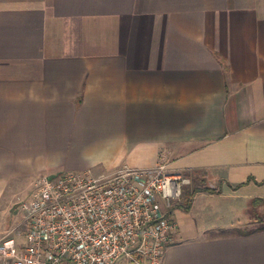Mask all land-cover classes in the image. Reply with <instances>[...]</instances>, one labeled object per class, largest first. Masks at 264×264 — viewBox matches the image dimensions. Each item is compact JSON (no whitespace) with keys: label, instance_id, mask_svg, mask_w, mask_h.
<instances>
[{"label":"crops","instance_id":"obj_1","mask_svg":"<svg viewBox=\"0 0 264 264\" xmlns=\"http://www.w3.org/2000/svg\"><path fill=\"white\" fill-rule=\"evenodd\" d=\"M160 163L213 190L161 264H264V0H0V240L24 177Z\"/></svg>","mask_w":264,"mask_h":264},{"label":"built area","instance_id":"obj_2","mask_svg":"<svg viewBox=\"0 0 264 264\" xmlns=\"http://www.w3.org/2000/svg\"><path fill=\"white\" fill-rule=\"evenodd\" d=\"M191 184L165 163L40 176L0 240L1 264H161L178 232L168 212Z\"/></svg>","mask_w":264,"mask_h":264},{"label":"rangeland","instance_id":"obj_3","mask_svg":"<svg viewBox=\"0 0 264 264\" xmlns=\"http://www.w3.org/2000/svg\"><path fill=\"white\" fill-rule=\"evenodd\" d=\"M92 168L93 169H90V171L93 175L97 176L99 174H102V170H100L99 167L92 166ZM202 182H203V180H202ZM33 183H34V179L32 176L24 177V191H23V193L16 192V196H14L13 201L17 202V201H21L22 199H24V202L28 201L30 199V196H31L32 191H33ZM192 185L186 186L185 188H194V186H192ZM183 192H184V190H183ZM183 198H184V196H183ZM19 203L20 202H18L16 204H19ZM180 204L183 205V199L180 202H178V205H180ZM16 208H18V205H16ZM256 217H258V218L260 217V221L264 222V207H263L262 211H257V213H254V216L253 215L250 216V221L248 224L245 225L246 227H244V228L255 229V227L256 228L259 227L261 223H260V221H258L259 219H257ZM234 230H244V229L240 228V229H234ZM117 264H119V263H117Z\"/></svg>","mask_w":264,"mask_h":264},{"label":"trees","instance_id":"obj_4","mask_svg":"<svg viewBox=\"0 0 264 264\" xmlns=\"http://www.w3.org/2000/svg\"><path fill=\"white\" fill-rule=\"evenodd\" d=\"M200 190H203V191H210V192H212L213 190H211V189H209L208 187H203V186H201L200 188H185L184 189V194H183V196H184V198H183V196H182V198H183V201H184V205H185V203L187 204V203H189L190 202V200H191V198L193 197V195L195 194V193H197L198 191H200ZM182 205V204H181ZM189 205V204H188ZM187 205V206H188ZM260 226L259 227H257V228H255V229H252V230H230V231H226V232H223L225 235H245V234H248V233H253V232H257V231H263L264 230V222H262V221H260Z\"/></svg>","mask_w":264,"mask_h":264}]
</instances>
